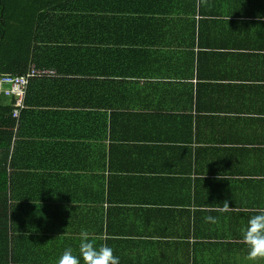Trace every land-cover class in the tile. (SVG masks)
<instances>
[{
    "label": "crops",
    "instance_id": "crops-1",
    "mask_svg": "<svg viewBox=\"0 0 264 264\" xmlns=\"http://www.w3.org/2000/svg\"><path fill=\"white\" fill-rule=\"evenodd\" d=\"M125 8L136 42L126 49L141 56L106 61L129 75L108 78L105 97L144 116L131 129L148 139L116 160L121 172L105 175L109 204L101 173L66 172L47 177L43 194L80 201L9 207L6 228L0 208V264H59L66 249L78 255L82 233L113 248L120 264H252L242 231L264 210V0H125ZM21 178L34 196L37 175Z\"/></svg>",
    "mask_w": 264,
    "mask_h": 264
},
{
    "label": "trees",
    "instance_id": "trees-1",
    "mask_svg": "<svg viewBox=\"0 0 264 264\" xmlns=\"http://www.w3.org/2000/svg\"><path fill=\"white\" fill-rule=\"evenodd\" d=\"M131 15L125 0H0V75H21L31 67L58 75L29 80L18 118L12 115L14 99L0 96L4 228L13 225L9 207L27 201H80L43 194L47 177L59 173H101L102 203L112 202L105 175L111 179L121 172L116 160L130 157L126 149L148 139L131 129L146 120L144 116L105 97L108 78L129 75L125 66L110 69L106 61L124 64L141 56L126 49L136 44L126 30ZM161 117L163 124L177 123L173 117ZM28 172L38 177L34 196L23 194L27 179L21 177Z\"/></svg>",
    "mask_w": 264,
    "mask_h": 264
},
{
    "label": "clouds",
    "instance_id": "clouds-1",
    "mask_svg": "<svg viewBox=\"0 0 264 264\" xmlns=\"http://www.w3.org/2000/svg\"><path fill=\"white\" fill-rule=\"evenodd\" d=\"M208 222H215L214 217H206ZM78 255L72 249H66L60 257L59 264H120L119 256L114 255L113 248L103 245L97 247L82 233ZM242 240L248 249V260L252 264L264 261V210L252 215L242 231Z\"/></svg>",
    "mask_w": 264,
    "mask_h": 264
},
{
    "label": "built area",
    "instance_id": "built-area-1",
    "mask_svg": "<svg viewBox=\"0 0 264 264\" xmlns=\"http://www.w3.org/2000/svg\"><path fill=\"white\" fill-rule=\"evenodd\" d=\"M58 77L51 69H36L31 67L21 75L1 74L0 75V96L5 95L14 99L13 118H18L20 110L23 109V100L26 88L30 79H45Z\"/></svg>",
    "mask_w": 264,
    "mask_h": 264
}]
</instances>
